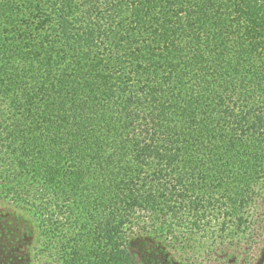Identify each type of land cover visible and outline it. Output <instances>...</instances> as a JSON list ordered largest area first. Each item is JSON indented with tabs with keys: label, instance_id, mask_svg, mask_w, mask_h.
I'll list each match as a JSON object with an SVG mask.
<instances>
[{
	"label": "trees",
	"instance_id": "1",
	"mask_svg": "<svg viewBox=\"0 0 264 264\" xmlns=\"http://www.w3.org/2000/svg\"><path fill=\"white\" fill-rule=\"evenodd\" d=\"M0 200L34 264L252 263L264 0H0Z\"/></svg>",
	"mask_w": 264,
	"mask_h": 264
},
{
	"label": "rangeland",
	"instance_id": "2",
	"mask_svg": "<svg viewBox=\"0 0 264 264\" xmlns=\"http://www.w3.org/2000/svg\"><path fill=\"white\" fill-rule=\"evenodd\" d=\"M36 234L35 220L30 212L0 200V264H34L33 247ZM260 246L261 248L253 254L255 259L247 264H264V244L261 243ZM169 254L175 257L170 251ZM170 264L182 262L175 259L174 263Z\"/></svg>",
	"mask_w": 264,
	"mask_h": 264
}]
</instances>
